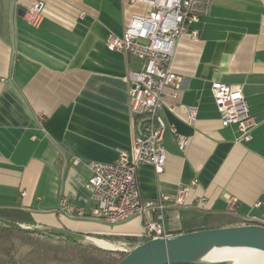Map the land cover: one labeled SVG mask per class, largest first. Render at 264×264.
Returning <instances> with one entry per match:
<instances>
[{
  "label": "crops",
  "instance_id": "1",
  "mask_svg": "<svg viewBox=\"0 0 264 264\" xmlns=\"http://www.w3.org/2000/svg\"><path fill=\"white\" fill-rule=\"evenodd\" d=\"M33 1L0 0V211L20 210L24 225L65 228L132 247L115 239L139 241L140 218H81L61 211L60 203L66 198L75 207L92 205L91 172L72 165V155L111 162L120 149L131 154L127 74L142 70L144 61L108 49L106 38L122 35L130 17L149 7L131 0H44L42 23L34 27L24 17ZM195 26L197 39L185 34L178 41L172 68L181 82L166 87L161 110L188 144L181 150L168 128L164 170L140 165V191L155 199L189 188V207L166 210L168 228L175 217L193 214L202 216L203 229L264 224V0H213ZM216 81L242 85L257 122L251 140L237 141V127L222 125L211 92ZM186 105L198 108L194 124L187 121ZM228 196L238 199L233 211Z\"/></svg>",
  "mask_w": 264,
  "mask_h": 264
},
{
  "label": "built area",
  "instance_id": "2",
  "mask_svg": "<svg viewBox=\"0 0 264 264\" xmlns=\"http://www.w3.org/2000/svg\"><path fill=\"white\" fill-rule=\"evenodd\" d=\"M131 2L147 5L148 12L134 13L125 24L122 35L111 33L106 38L108 49L132 54L144 61L142 70H129L127 74L130 112L134 119L131 154L120 149L117 159L111 162L72 155V165H83L91 172L92 205L89 209L75 207L63 198L60 210L81 218H94L110 223L138 217L142 220L144 236L168 238L175 234L166 224V210L170 207H189V188L185 187L175 195L162 193L155 199L145 198L138 185L137 172L142 164L153 165L158 173L164 170L167 161L164 134L168 128L175 134L181 150L188 144L184 134L179 133L175 127L168 126L161 110L166 104V87L178 86L181 82L180 76L172 68L178 41L185 34L194 39L199 37L195 24L201 16L210 12L213 0ZM45 5L44 0H34L26 8L24 17L31 26H40ZM211 92L220 112L222 125L237 127V141L251 140L257 122L250 112L242 85L216 81L212 83ZM184 108L188 123L194 124L197 120V106L186 105ZM168 109L174 111L173 106ZM44 120L45 115L39 113L37 122L43 130ZM203 200L204 198H196L197 202ZM237 204L236 197L228 196L230 211L235 210Z\"/></svg>",
  "mask_w": 264,
  "mask_h": 264
},
{
  "label": "water",
  "instance_id": "3",
  "mask_svg": "<svg viewBox=\"0 0 264 264\" xmlns=\"http://www.w3.org/2000/svg\"><path fill=\"white\" fill-rule=\"evenodd\" d=\"M0 223L22 231L60 235L100 246L92 240L95 237L65 228L28 226L2 217ZM225 245L252 247L264 251V225L242 223L211 227L178 233L168 238H150L132 247H100L127 254L116 264H233L225 260H203L212 250Z\"/></svg>",
  "mask_w": 264,
  "mask_h": 264
},
{
  "label": "trees",
  "instance_id": "4",
  "mask_svg": "<svg viewBox=\"0 0 264 264\" xmlns=\"http://www.w3.org/2000/svg\"><path fill=\"white\" fill-rule=\"evenodd\" d=\"M2 213L1 210L0 217L12 222L22 223L18 221L21 218V215H19L20 210H5ZM245 223L257 222L246 221ZM170 228L175 233L203 229L202 216L193 214L190 218L186 217L181 219V221L175 217V222ZM13 237L31 243L33 245V248L30 250L31 252L41 254L42 256H49V264H116L127 255L124 252L102 248L91 242L75 240L54 234L22 231L0 223V239H5L8 242V248L5 252L6 258L0 259V264H6V259L10 256V250L14 245ZM148 239L150 237L142 236L139 241H136L134 238L129 239L123 237H117L115 240L118 242L128 240L131 242V246H135ZM16 264L21 263L18 262Z\"/></svg>",
  "mask_w": 264,
  "mask_h": 264
},
{
  "label": "bare ground",
  "instance_id": "5",
  "mask_svg": "<svg viewBox=\"0 0 264 264\" xmlns=\"http://www.w3.org/2000/svg\"><path fill=\"white\" fill-rule=\"evenodd\" d=\"M92 240L97 242L100 246L107 248L113 247L104 240L96 238ZM203 260L209 262L225 260L233 264H264V251L252 247L225 245L212 250Z\"/></svg>",
  "mask_w": 264,
  "mask_h": 264
},
{
  "label": "rangeland",
  "instance_id": "6",
  "mask_svg": "<svg viewBox=\"0 0 264 264\" xmlns=\"http://www.w3.org/2000/svg\"><path fill=\"white\" fill-rule=\"evenodd\" d=\"M13 248L10 250V256L7 257L6 264H49L50 257L42 256L41 254L31 252L33 248L31 243L24 242L17 237H13ZM2 248V249H1ZM8 248V242L5 239H0V259L6 258L5 252Z\"/></svg>",
  "mask_w": 264,
  "mask_h": 264
}]
</instances>
